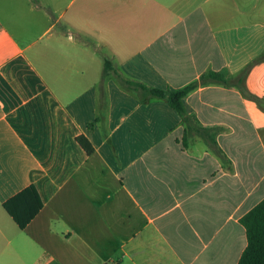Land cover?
I'll return each mask as SVG.
<instances>
[{"label":"crops","instance_id":"obj_1","mask_svg":"<svg viewBox=\"0 0 264 264\" xmlns=\"http://www.w3.org/2000/svg\"><path fill=\"white\" fill-rule=\"evenodd\" d=\"M56 1L0 0V264H237L264 198V0ZM104 57L197 82L185 113ZM30 184L20 228L3 202Z\"/></svg>","mask_w":264,"mask_h":264},{"label":"trees","instance_id":"obj_2","mask_svg":"<svg viewBox=\"0 0 264 264\" xmlns=\"http://www.w3.org/2000/svg\"><path fill=\"white\" fill-rule=\"evenodd\" d=\"M103 71L104 73L115 71L118 81L129 89L144 95L165 98L168 104L181 115L185 113L183 97L197 84V82H190L182 87L166 90L148 87L139 80L130 79L118 73L108 57L103 59ZM206 75L213 79H222L219 72L208 71L202 77ZM77 140L87 152L92 150L90 142L85 137L78 136ZM41 206L42 200L33 184L26 186L3 202L4 209L20 228H24L28 224ZM240 222L245 229L246 245L237 264H264V198L244 213Z\"/></svg>","mask_w":264,"mask_h":264},{"label":"rangeland","instance_id":"obj_3","mask_svg":"<svg viewBox=\"0 0 264 264\" xmlns=\"http://www.w3.org/2000/svg\"><path fill=\"white\" fill-rule=\"evenodd\" d=\"M43 1V0H42ZM45 1V0H44ZM67 1L68 0H62V1H60V0H57L56 1V4H55V6H56V9L58 10V9H60V7H63L66 3H67ZM84 1H86V0H75L74 2H72L71 4H69L68 6H65V9H66V11L69 13V12H72L75 8H77L78 6H79V4L81 3V2H84Z\"/></svg>","mask_w":264,"mask_h":264}]
</instances>
